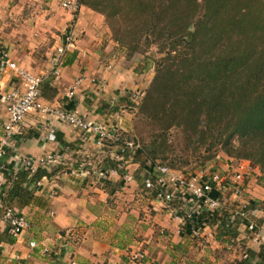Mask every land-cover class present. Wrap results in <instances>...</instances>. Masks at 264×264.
Returning <instances> with one entry per match:
<instances>
[{
  "label": "crops",
  "instance_id": "0c3cea01",
  "mask_svg": "<svg viewBox=\"0 0 264 264\" xmlns=\"http://www.w3.org/2000/svg\"><path fill=\"white\" fill-rule=\"evenodd\" d=\"M63 2L0 0V46L18 66L51 80L57 94L44 101L130 133L134 113L126 109L130 100L127 92L143 86L142 76L122 67L124 52L111 39L101 15L80 3L69 12L62 7ZM68 22L75 44L60 58L57 50L64 45V37L57 33L65 30ZM39 38L45 41L41 43ZM80 79L81 85L70 97ZM18 90H22L21 79L12 71H1L0 137L8 121L1 98ZM12 142L8 156L0 161L4 192L6 167L17 173L23 170L24 159L49 154L61 155L64 165L53 177L43 179L38 188L30 181L24 184L33 196L25 204H13L30 227L14 243L0 245V264H201L203 254L204 260H213L184 234L181 216L146 191L141 183L147 178L146 171L132 156H123L119 138L99 142L55 117L34 113L14 128ZM216 164L234 171L247 167L251 178L246 202L249 206L264 202V187L250 181L257 170H252L249 162L235 168L232 161ZM102 172L104 178L100 177ZM225 204L238 212L240 203L231 197ZM259 206L248 213L249 221L237 226L238 238L232 241L226 237L237 245L225 247L230 254V263L225 264H264V210ZM245 223L255 229L249 230ZM8 229L0 219V233ZM31 242L37 247L31 248ZM220 247L215 242L210 248ZM186 252L191 257H184ZM137 254L145 259L135 261Z\"/></svg>",
  "mask_w": 264,
  "mask_h": 264
},
{
  "label": "trees",
  "instance_id": "16d2710c",
  "mask_svg": "<svg viewBox=\"0 0 264 264\" xmlns=\"http://www.w3.org/2000/svg\"><path fill=\"white\" fill-rule=\"evenodd\" d=\"M78 3L104 18L111 39L128 58L156 50V56L146 55L144 67L136 71L143 75L150 67L155 69L136 107L138 120L152 132L147 139L140 134L143 139H136L140 147L127 149L125 158L132 156L152 180L156 165L190 173L209 167L218 171L217 160L232 161L234 168L246 161L252 170L261 172L259 185L264 187V0ZM50 83L48 79L41 84L44 99L57 94ZM174 130L183 136L180 153L171 139ZM131 136L119 131L121 147L131 142ZM193 162L197 163L195 168L183 169ZM62 166L52 171L40 169L33 176L29 171L16 173L6 167L0 219L7 208H15L13 202L25 204L33 196L23 187L27 181L38 188L39 182L53 177ZM146 179L141 180L144 187ZM146 191L155 198L153 190ZM258 205L264 210V202H252L245 214ZM236 211L224 205L211 213L203 211L193 220L184 217L183 232L196 238L190 230L206 225L216 239L234 241L239 236L237 226L249 221ZM15 241L9 229L0 233V245Z\"/></svg>",
  "mask_w": 264,
  "mask_h": 264
},
{
  "label": "built area",
  "instance_id": "2783aa9c",
  "mask_svg": "<svg viewBox=\"0 0 264 264\" xmlns=\"http://www.w3.org/2000/svg\"><path fill=\"white\" fill-rule=\"evenodd\" d=\"M62 7L72 12L79 5L77 1L64 0ZM74 42V33L69 31L64 37V45L57 50L58 56L61 58L65 55L67 49L74 47ZM6 70L14 72L21 79L22 90L12 91L1 98V101L6 104L8 121L4 127L3 135L0 137V161L5 159L10 152L14 128L24 123L26 118L34 113L43 117H55L77 131L94 136L99 142L118 139L120 130L115 126L108 125L101 120L86 118L77 111L54 106L44 101L41 94L43 77L18 66L10 59L9 53L0 47V72ZM81 82L80 79L75 83L70 97L74 95ZM144 95L145 93L139 92L132 97L134 100H140ZM51 136L54 138L53 134ZM127 149L136 150V147L132 142L126 143V147H121L122 153L124 154ZM22 163L23 170L29 171L32 176L40 169L52 171L53 167L64 165L62 156L59 154H49L38 159L28 158L24 159ZM214 169L209 167L185 173L173 170L168 166L156 165V178L155 180L147 178L145 188L153 190L155 199L172 208L178 216L184 212L185 215L181 216L183 223H185L184 217L193 220L203 211L209 213L216 211L226 205L225 203L230 197L235 203H240L238 213L248 219V214H245L248 205L246 186L251 178V171L231 169L217 171ZM100 177L104 178L105 173H100ZM40 184L41 182L38 183V185ZM4 195L5 192L0 186V204ZM2 220L7 223L10 234L16 239L25 234L30 227L26 217L15 208H7ZM209 229L208 226L202 225L199 228H192L190 231L194 237H199ZM248 229L254 230L255 226L250 224ZM30 247L36 248L37 244L31 242ZM133 258L135 261L142 262L145 256L137 254Z\"/></svg>",
  "mask_w": 264,
  "mask_h": 264
},
{
  "label": "rangeland",
  "instance_id": "374dc122",
  "mask_svg": "<svg viewBox=\"0 0 264 264\" xmlns=\"http://www.w3.org/2000/svg\"><path fill=\"white\" fill-rule=\"evenodd\" d=\"M75 17V16H74ZM105 21V20H104ZM71 22H68L67 24L69 25L65 30L64 29H61L59 31V33H57L59 36H62L65 37L64 35H66L69 31H71V25H70ZM105 23V22H104ZM106 25V24H105ZM25 32H28V29L25 30ZM65 33V34H64ZM43 38L47 39L48 37L46 36H43ZM39 40H41V43H43L45 40L39 38ZM42 47H45V45H42ZM44 49V48H42ZM39 51H41V53L45 52V51H42L41 49H38ZM127 52L123 54L125 60L122 61V67H126L128 68L132 74H136V73H139V72H136L137 69L139 68L140 70H142V67H144L145 65V61L144 59H146V55H151V56H156V50L155 49H152L150 50L146 55H142V54H136L134 55L133 58H128L129 56L126 55ZM149 57V56H147ZM121 63V61L119 62ZM150 71H147V73L141 75L142 76V82H143V86L141 87H138L136 88L135 90H131L130 92L128 91L127 92V97L130 99L129 100V104L127 105L126 109L128 111H133L134 115L132 116L133 118V122H132V131L130 133H132V136H131V142L134 143L136 149H138L140 147V142H138V140H142L143 138L140 136V134L143 135V137L145 139H147L149 137V133L152 132V129L149 125H147L146 123H141L139 120H138V117H137V105L140 104V100H134V97H132L134 94L136 93H139V92H142V93H146V89L150 86L154 76H155V69L154 67H150ZM140 75V73H139ZM130 107V108H129ZM136 139L137 142H136ZM171 139H172V142L173 144L175 145V149L177 150V153H180L182 152L184 149V141H183V136L181 135V132H179V130H174L172 132V135H171ZM135 141V142H134ZM217 163H219L220 161L217 160L216 161ZM213 165V163H211ZM197 166V163L196 162H193L191 163L189 166L187 167H184L183 169H192V168H195ZM239 171H244V170H248L247 167L245 166H240L238 168ZM255 170V169H254ZM254 181L250 180L251 182H253V185L255 186H260L259 185V177H262V174L259 170L256 171V173H254ZM264 177V176H263ZM263 188V187H261ZM207 231V230H206ZM204 231L202 233L201 236L199 237H196V238H192V242L193 244L195 245H199L201 249H205V251L207 252L206 253V256L209 257L211 256L213 258V260H210L209 258H207V260H204L205 256L204 254L202 255V260H201V264H225V263H230V254H227V250H225L226 248L225 247H232V248H235V246L237 245L235 243H232V242H229L227 239L226 242L225 240L223 239H216V236H215V232L213 231V229L211 230H208L207 232ZM215 242H219L221 244V247L219 249L216 248V250H212L210 247L212 245H214ZM208 251H211V253H209ZM210 254V255H209ZM184 257L186 256H189V253L186 252L184 253L183 255Z\"/></svg>",
  "mask_w": 264,
  "mask_h": 264
}]
</instances>
